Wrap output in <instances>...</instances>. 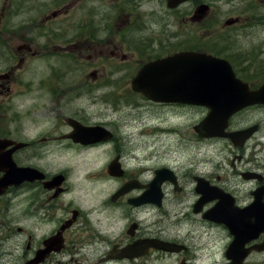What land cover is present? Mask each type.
Wrapping results in <instances>:
<instances>
[{
    "label": "rangeland",
    "instance_id": "1",
    "mask_svg": "<svg viewBox=\"0 0 264 264\" xmlns=\"http://www.w3.org/2000/svg\"><path fill=\"white\" fill-rule=\"evenodd\" d=\"M165 1L0 0V136L19 134L30 142L52 138L67 130L65 119L68 123L75 116L86 126L113 130L112 138L103 141L71 147L55 141L36 148L40 160L32 163L69 175L71 193L65 196L73 200L69 208L92 210L89 204L94 199L90 205L99 206L113 193L116 183L105 173L116 151L127 171L150 169L146 178L151 168L163 165L188 174L228 172L233 146L222 139L201 140L192 130L201 110L154 105L131 91L130 77L140 67L139 56L210 52L209 48L230 56L238 72L263 71L264 0H197L177 9H167ZM202 4L208 9L196 12ZM21 45L31 47L30 52L19 50ZM81 47L87 52L81 53ZM262 118L253 114L245 124ZM167 127L178 131L169 142L159 132L146 135L149 128ZM261 130L255 140L260 146L253 153L249 144L246 153L256 154L264 171V123ZM164 191V207L142 213L140 219L160 239L177 241L188 251L161 255L146 264H181L184 257L191 258V264H229L224 254L231 237L225 226L201 219L195 223L198 216L190 214L194 197L175 196L168 186ZM20 193L9 205L17 212L22 208ZM97 209L110 222L117 218L107 213L127 212ZM156 218L161 220L159 227ZM20 224L14 219L9 227ZM1 250L10 251L5 257H11L12 264L23 263L19 235L4 242ZM244 264H264V251L251 253Z\"/></svg>",
    "mask_w": 264,
    "mask_h": 264
},
{
    "label": "flooded vegetation",
    "instance_id": "2",
    "mask_svg": "<svg viewBox=\"0 0 264 264\" xmlns=\"http://www.w3.org/2000/svg\"><path fill=\"white\" fill-rule=\"evenodd\" d=\"M22 48H25L27 52L31 50V47L22 45L18 49L21 50ZM80 50L81 53L87 52L83 47ZM209 50L215 52L214 49L209 48ZM146 58L151 60L157 59L150 55L146 56ZM248 69L250 68L248 67ZM240 72L238 76L239 80L245 83L248 82L253 86V91H251L250 85L248 90L253 92L255 103L252 106L244 107L241 111L230 116L225 129L227 133L226 138H220L230 143L234 148L232 158L227 164L228 172L226 174L220 175L218 171L188 174L165 165L159 167V169L151 168V176L150 178H146L150 169H128L127 171L123 165L120 153L116 151V156L123 172L122 175L117 177H113L106 172V175L116 183V188L112 194H116L117 191L121 190L126 184H129V182H132L135 186L127 193L118 196V198L111 197V194L99 206L93 207L90 205L97 201L94 199L89 204V208L92 210L69 208L73 200L66 199L65 197L71 193L69 175L65 171L55 173L37 165V163L31 162L34 158L40 160L36 149L39 143L45 145L47 142L56 141L64 144L66 147L82 145L75 144L77 143V138L72 132L73 127H71L69 122L66 123V119L64 123L67 130L58 133L57 136L52 138L45 136L37 141L30 142V140H23L19 134L10 137L7 135L0 136V264H12L11 257H5L6 255H10V251L3 252L1 247L4 242L15 236V234L22 237V244L24 246V261L22 264H81V262H85V264H109V262L146 264V260H155L159 259L161 255L173 254L154 248L152 243L154 241L157 243L159 241H167L178 244L179 242L160 239L157 232L153 233L152 228L144 226L140 219V214L162 209L164 203L167 202L166 198H163L165 195L162 194L160 203L156 204L148 188L154 183L156 171H161L159 174L161 177L160 181L162 183L163 181L166 182L164 186L170 187L175 196L192 195L194 197L191 208L198 199V194L210 190L211 187L228 194L238 207L243 208L252 204L254 202L253 193L264 186V171H262L263 165H261L257 155L250 153L251 155L249 156L246 153V149L250 144L253 153H255V148L260 146V143L255 142V140L261 136V128L264 123V105L260 103V101L264 100V97L260 95V89L264 86V70H259L252 75ZM244 91L248 93L247 90ZM159 105L175 106L177 108L188 107L193 109L194 112L197 109L202 110V117L199 121L207 117L210 112L208 107L202 109L201 107L187 104L160 103ZM252 113L262 115L263 118L254 121V123L245 124L249 120V117L253 115ZM72 119L86 126L81 118H76L75 116ZM245 129L253 131V134L245 141L242 142L237 135L228 138L230 137L228 135H231V133L241 132ZM152 132H159L161 138H164L167 142L173 137L175 139L178 135V131L174 128L173 130H154L149 128L146 135L149 137ZM199 139L208 140L217 138ZM7 140H14L25 144L22 149L17 150L13 154L14 159L16 155L19 158L18 162L15 161L22 170L19 173L11 170V167L6 164V158L9 159L11 155L9 151L15 146V144H9ZM83 142H92V139H87ZM169 172H172L171 176H168ZM58 175L61 176L54 179ZM90 175L96 177L97 173ZM100 175L103 177L102 173ZM105 181L110 183L107 179ZM17 191L21 192L20 196L23 198L22 208L19 212L15 208L12 210L9 207ZM133 199H137L140 204L138 206L131 204V200ZM217 201L218 199L209 202L204 208L211 207ZM101 207L103 209L110 208L114 211L121 209L127 212L107 213L108 216L117 218L116 222H110L109 219L103 218L102 212L97 209ZM115 213H118V215H115ZM172 216L176 218V213ZM14 219L16 221L20 219L21 224L11 229L9 225L12 224ZM155 222H157V226L161 224V220L157 218ZM115 229L118 230L117 234H115ZM148 240H151V242ZM136 244L138 250L143 254L132 256V258L123 257V250ZM186 251L188 250L185 247ZM85 255L90 256V258L83 259ZM182 260L191 264V258L184 257Z\"/></svg>",
    "mask_w": 264,
    "mask_h": 264
},
{
    "label": "water",
    "instance_id": "3",
    "mask_svg": "<svg viewBox=\"0 0 264 264\" xmlns=\"http://www.w3.org/2000/svg\"><path fill=\"white\" fill-rule=\"evenodd\" d=\"M186 1L189 0H167L166 6L175 8ZM200 9L199 12H203L207 6L202 5ZM232 79L227 66L218 59L210 58L208 55L181 53L170 58L148 62L132 80L131 89L141 92L147 99L154 102H177L209 107L211 112L208 117L195 127V131L200 136L208 137L218 136V131L224 128L227 118L232 113L251 104V100L239 91L243 86ZM261 95L264 96V91ZM212 119L217 121L216 124H220L213 126L212 130H207L208 126L214 125ZM214 130L218 131L214 132ZM249 132V130H243L242 137ZM115 163L116 160L108 167L112 174H117ZM251 207L253 206L246 209L249 210ZM208 214L209 219L227 225L230 234L234 237L226 253V257L233 261L231 264H243L252 250H264V241L248 249L244 248L248 242L256 239L260 232H264V220L253 223L247 216L245 217V214H239L236 216L237 219H233L228 210L219 206ZM156 247L162 251L178 252L180 249L173 244L161 242H158ZM123 253L129 258L140 254L133 249H125Z\"/></svg>",
    "mask_w": 264,
    "mask_h": 264
},
{
    "label": "bare ground",
    "instance_id": "4",
    "mask_svg": "<svg viewBox=\"0 0 264 264\" xmlns=\"http://www.w3.org/2000/svg\"><path fill=\"white\" fill-rule=\"evenodd\" d=\"M221 264H224V263H221Z\"/></svg>",
    "mask_w": 264,
    "mask_h": 264
}]
</instances>
